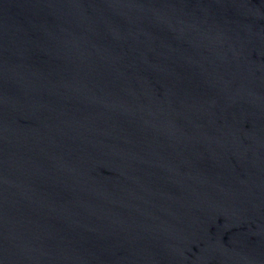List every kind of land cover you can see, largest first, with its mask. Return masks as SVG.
<instances>
[{
	"label": "water",
	"instance_id": "95a60500",
	"mask_svg": "<svg viewBox=\"0 0 264 264\" xmlns=\"http://www.w3.org/2000/svg\"><path fill=\"white\" fill-rule=\"evenodd\" d=\"M0 264H264V0H0Z\"/></svg>",
	"mask_w": 264,
	"mask_h": 264
}]
</instances>
